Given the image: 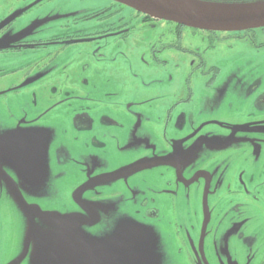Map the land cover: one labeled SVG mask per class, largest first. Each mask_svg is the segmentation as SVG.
Here are the masks:
<instances>
[{"label": "rangeland", "instance_id": "obj_1", "mask_svg": "<svg viewBox=\"0 0 264 264\" xmlns=\"http://www.w3.org/2000/svg\"><path fill=\"white\" fill-rule=\"evenodd\" d=\"M106 2L0 0V69L18 71L10 81L0 82V87L11 86L0 93V141L18 133L28 151L23 153L17 143L4 147L0 155L8 158H0V168L26 200L53 211L62 208L56 196L62 191L70 195L81 185L77 183L84 180L81 172L87 176L115 168L132 170L119 175L127 178L123 182L118 177L86 187L95 213L85 214V225L46 231L35 219L36 233L0 175V264H260L264 258L260 244L264 241V44L260 46L264 32L258 30L240 42L230 33L208 38L203 31L195 34L186 29L182 43L187 49L198 48V56L166 50L159 57L165 68L159 66L156 73L147 68L151 58L146 48L155 42L160 23L151 32L139 25L125 40H100L98 52L108 58L97 64L90 55L91 42L65 43L98 27L77 16ZM55 36L61 37L54 42L58 46L40 48L37 55L19 52L10 58L6 54L30 39ZM111 50L113 57L108 54ZM95 67L97 75L92 74ZM140 100L143 111L133 106ZM85 108L113 113L123 128L117 135L108 129L76 131L66 118ZM172 108L171 119L179 110L184 113L181 129L172 126L168 114ZM35 116L43 124L33 129L5 126V120L21 122ZM128 116L133 117L126 120ZM94 132L113 144L94 143L93 138L101 140ZM82 159L85 170L78 168ZM21 164L27 177L20 174ZM241 183L258 199L235 192ZM165 185L172 194L161 188ZM231 205L237 213L231 212ZM145 208H154L157 218L147 219ZM237 230H242L243 238ZM157 233L167 237V246L162 242L169 250L164 258L147 250L155 234L161 239ZM51 234L57 237L40 242ZM72 235L78 238L65 239ZM69 247L84 259L66 253Z\"/></svg>", "mask_w": 264, "mask_h": 264}, {"label": "flooded vegetation", "instance_id": "obj_2", "mask_svg": "<svg viewBox=\"0 0 264 264\" xmlns=\"http://www.w3.org/2000/svg\"><path fill=\"white\" fill-rule=\"evenodd\" d=\"M47 1V0H44ZM108 2L105 3V5L103 6H99L96 9H93L91 11L88 12H81L78 19L79 21H85L86 24H90L92 25L93 22L98 26L96 28H94L93 30H91L90 32L87 33H83V34H76L75 38H70L65 44L66 45H73L75 43L78 44H85V42H91L93 47H90V52H91V58L95 59V62H99L100 59L106 60L108 57H105L103 55H101L98 50H100L101 48L98 47V44L100 43V40L104 39V40H111L110 38L113 39H117L119 40H125L128 32L130 30H132L134 27H138L143 26L145 27L146 30L150 29V32L152 30H155L159 27H157V24L160 23L161 26V31L159 33H157V38L155 40V42L150 43L147 45L148 48H146V51H148L149 53V57L151 58L150 62H147V68H150V71H155L156 73H158V67L162 66L160 64V62H162V60H159V57L161 55H165L163 54L166 50H172V49H176V51L178 53H189L192 54L194 56H198V52L199 49L195 48V49H187L186 46L182 43V36L184 34V32L186 31V27L183 26H179L176 25L174 23H170L168 21H163V20H157L154 18H151L149 16H145L141 13L135 12L133 9H130L128 11H124L123 7L118 3L112 2L107 0ZM202 1H207V2H215V3H240V2H248V1H254V0H202ZM41 5V4H40ZM127 8V7H126ZM117 13V17L115 20H108L109 16H112L113 14ZM73 14V13H72ZM90 20H94V21H90ZM162 22V23H161ZM169 24H173L175 28L171 29ZM190 29V28H189ZM192 30V29H191ZM264 32V27H260V28H250V29H245V30H240V31H224V32H220V31H204L205 33H207L209 35L208 38H210L211 36H215L217 33H230L229 35L234 36V38L240 40V42L246 41V39H248V37H254L255 33L260 32V31ZM193 33L197 34V31H203V30H194L193 29ZM70 36V35H69ZM169 36L174 37V41H170ZM69 38V37H66ZM61 39V37L59 36H55V37H49L43 40H37V39H30L28 41H26L25 43H23L22 48H16V47H12L10 48V50H8L6 52V54L11 58L12 54H17L19 52H21L22 54H28V52H31L32 55H37L38 53V49L40 48H53V47H57L58 45H55L54 42H58V40ZM37 40V43H35V41ZM264 44V41L260 43V46H262ZM106 44H103V47ZM60 46V45H59ZM212 46V45H211ZM116 44L113 48H116ZM213 47V46H212ZM228 47H230V45H228ZM206 50H203V53H205ZM111 55V57H113V52L112 50L108 53ZM199 59H201V56L197 57ZM164 62V61H163ZM98 64V63H97ZM86 67V66H85ZM103 68V67H101ZM162 68L164 69L165 67L162 66ZM98 68H93V75H97ZM143 70H145L144 68H142ZM162 71V70H161ZM18 71L16 69H8L7 71H4L2 69H0V82L3 80H8L10 81V78L13 76V74L17 73ZM135 75V74H134ZM89 79V78H86ZM11 84V82H10ZM108 86H111L109 81L107 83ZM6 86V85H5ZM87 87V86H86ZM11 88V86H6L4 87H0V93H2L3 91H7V89ZM103 95L105 96H111V95H117L116 93L113 92H104ZM87 96V95H86ZM86 98H89L88 96ZM151 99H147V101L149 102ZM146 102V101H145ZM178 104V103H177ZM144 105V101L140 100V101H136L134 102L133 106H135V108H137L136 106H138V110L143 111ZM124 109H126V111H130L127 110L126 106H124ZM172 110H174V108L168 110V114H169V118L171 119V115H172ZM182 110H179L177 112V115L174 119H171V123L172 126H174L175 129H181L184 126V113L181 112ZM171 114V115H170ZM133 116H128L125 117L126 120H130ZM23 118V117H20ZM41 117H33L30 118L29 120H24L21 119V122L18 120H12L9 119L11 121L8 120V122H5V126H7V124H11V125H15L18 130L22 129V130H26V129H33L41 124H43L41 122ZM70 118V123H71V127H73L76 131H100V130H111L115 133V135H117L121 129L123 128V123L120 122L118 120L117 117H115L113 115V113L106 111V110H97L94 112L88 111L85 108V111L83 110H79L78 112L74 113L73 115H71V117H67L66 120H68ZM167 121V120H166ZM72 130V129H71ZM61 132V130H60ZM8 133V132H7ZM95 133V132H94ZM97 135V137H99L101 140H97L96 138H93V142L94 143H98L100 145H112L113 142L109 141L108 139H104L105 136L103 135H99L98 133H95ZM89 135V134H88ZM92 136V135H91ZM74 138V136H72ZM75 140V139H74ZM14 143H17V145L20 147V149H22L23 153L28 154L27 151V143L24 141V139L21 138L20 134H15L14 138H11L8 140H2L0 141V154H1V150L6 147V146H12ZM41 143V142H38ZM130 143L132 142V139L130 141ZM31 146L28 147V150L31 151ZM3 154V152H2ZM1 160L2 159H7L8 156L6 154H3V156L0 155ZM45 157L42 156L41 159V163L44 161ZM60 162H67L66 159L65 161H60ZM53 163H57V161H55V159H53ZM81 166H79V169H83L85 170V159L80 160L79 163ZM3 170V168H1ZM117 169V168H115ZM112 170V172H108L107 174H105L104 172H98V173H87V176L85 174V172H81V175L83 177L84 180L82 181H77V183L79 182L81 185H79L78 187H76L72 193L69 195L66 194V191H62L60 193V195L56 196L58 200V202L60 203V206L62 207L61 210L59 211H53V210H48L46 208H42L37 202H31L29 200H26L22 194V191L17 187H16L19 191V193L21 194L24 202H25V206H27V209L29 212H32V217H33V221L36 219V221L39 223V227H41L42 229L47 231V228L49 227H53V228H68L69 229L73 228L74 226H78L79 224L85 225V214H87V212H90V215H94L95 212H93V207L91 206L92 201H90V197H89V192H87V188L91 186L92 184L97 183V181H99V183H107L108 181H110L111 179H116L119 177V179L123 182L126 179H124L123 177L119 176L120 174H126L127 171H132V170H128L129 168H126L125 170ZM20 174L22 177L26 176V172L24 169V165L21 164L20 165ZM10 178L11 176L9 175V173H7L5 170H3ZM89 174V175H88ZM58 176V175H55ZM27 177V176H26ZM132 177V176H131ZM131 177H128V179H130ZM21 184L24 183L23 181L20 182ZM85 183V184H84ZM98 183V184H99ZM169 184V183H168ZM264 184V180L263 183ZM26 188H28V183H25ZM164 188L166 190H168V194H172V189L168 188L166 185L165 187H161ZM10 189V188H9ZM11 191V190H10ZM12 194H15L13 191H11ZM235 192L238 193H242L244 195H247L249 198H253L255 200L258 199L257 194L253 193L252 190H250L245 183H241L238 185L237 189ZM39 205V206H38ZM250 207H253V205H250ZM145 214H146V218L147 219H156L157 218V214H155V209H147L145 208ZM41 211V212H47V213H51L55 216H67V218L65 219H56L53 217H48L47 220H42L38 214L36 213L37 211ZM230 210L231 212L237 213L238 211L236 209L233 208V206H230ZM65 213H61L64 212ZM26 212V211H25ZM27 213V212H26ZM29 214L27 213L26 218L28 219ZM44 218H46L45 216H43ZM90 217V216H89ZM234 218V216H233ZM96 220V219H95ZM161 220V219H160ZM45 223V225L42 222ZM159 221V220H158ZM54 222V223H52ZM57 223V224H56ZM246 224V223H251V222H246V223H242V222H238L235 221V224ZM52 224V225H51ZM56 224V225H54ZM36 227V226H35ZM238 227V226H237ZM37 230L34 232L36 233ZM237 233H240V235H238L239 237L243 238L244 234L242 232V230H237ZM161 236V239L156 237L155 234V238L150 239L147 242V250L148 252H150L151 254H157L159 253L161 258H164V256L168 255V248L166 247L167 250L164 249L163 247V243L167 246V237L162 235V233H157ZM56 234H51L48 237L45 236L43 237L42 240H40V242H49L51 240H53L52 238H49L50 236H54ZM35 237H39L37 234L35 235ZM56 238V237H55ZM74 238H78L75 237V235H72L70 237H65V239L68 240H73ZM38 240V238H37ZM37 242V241H36ZM163 242V243H162ZM260 244L262 246H264V241L260 242ZM72 247H69L67 251H65L66 253L71 252ZM79 251L81 252V254L83 256H85V248L81 247L79 248ZM167 251V252H166ZM64 252V253H65ZM73 254V258H75V260L77 259H84L82 258L80 255H78L77 252L73 253V250L71 252ZM264 256V255H263ZM264 259V258H263ZM263 259H261V263L260 264H264V261H262ZM89 264V261H86ZM206 264H210L209 262H206Z\"/></svg>", "mask_w": 264, "mask_h": 264}, {"label": "water", "instance_id": "obj_3", "mask_svg": "<svg viewBox=\"0 0 264 264\" xmlns=\"http://www.w3.org/2000/svg\"><path fill=\"white\" fill-rule=\"evenodd\" d=\"M153 18L205 31H240L264 27V1L254 3H213L202 0H111ZM19 204L25 202L12 179L0 168ZM42 215V214H41ZM46 218L56 217L43 214ZM31 220V219H30Z\"/></svg>", "mask_w": 264, "mask_h": 264}]
</instances>
